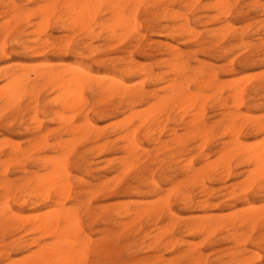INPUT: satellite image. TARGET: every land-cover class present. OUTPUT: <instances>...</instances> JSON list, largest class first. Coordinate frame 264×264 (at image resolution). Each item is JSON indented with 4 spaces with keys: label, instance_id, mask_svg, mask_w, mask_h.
Returning a JSON list of instances; mask_svg holds the SVG:
<instances>
[{
    "label": "rangeland",
    "instance_id": "1",
    "mask_svg": "<svg viewBox=\"0 0 264 264\" xmlns=\"http://www.w3.org/2000/svg\"><path fill=\"white\" fill-rule=\"evenodd\" d=\"M52 1L14 0L24 12H32L29 20L10 23L17 33L14 37L29 33L26 39H48L49 47L37 48L39 55L33 56L17 48L15 38L9 36L5 51L0 49V86L2 76L18 64L30 65L34 73L61 65L80 66L96 76L83 86L82 101L70 104L79 112L70 106L65 111L56 102L50 106L58 92L54 94L51 86L37 78L14 103L0 100V251L4 253L0 264H24L25 258L31 264V254L42 242V234L34 232L31 223L20 227L8 216L11 211L24 216L46 211L44 197L31 194L35 183L27 181L49 173L44 165L49 156L65 157V182L70 184L68 195L50 199L77 209L82 237L87 240L85 257L73 264H264V176L253 170L255 166L242 165V155L233 150L237 138L247 148L251 144L249 150L264 146V130L258 132L259 126L264 128V0H143L138 7L119 0L126 26H113L116 0H98L101 4H96L93 20L88 18L82 28L68 22L67 31L61 29L68 16L60 5L74 0L54 6ZM2 2L0 31L8 20L1 14L8 1ZM50 2L55 13L47 26L43 24L45 28L40 25L44 31L35 35L41 22L39 5ZM127 18L136 25L132 32L127 26L134 23ZM110 77V81L116 78L133 85L129 93L120 98L100 93L98 81ZM173 79L183 85L185 97L194 98L184 105L191 107L183 111L186 107L177 98L159 106L155 115L146 111L154 116L143 119V109L165 97L164 87ZM235 89L242 98L238 107L233 102ZM84 121L96 129L87 126L84 133L71 134L69 126ZM205 129H212L211 134ZM130 131L136 141L131 148L124 140ZM44 135L48 145H62L61 149L45 146ZM69 139L71 146L66 143ZM224 152L228 158L222 162ZM185 164H189L187 172L182 171ZM5 185L13 190L5 192ZM256 209L254 224L243 225L240 218ZM18 239L35 243L27 250L17 246Z\"/></svg>",
    "mask_w": 264,
    "mask_h": 264
},
{
    "label": "bare ground",
    "instance_id": "2",
    "mask_svg": "<svg viewBox=\"0 0 264 264\" xmlns=\"http://www.w3.org/2000/svg\"><path fill=\"white\" fill-rule=\"evenodd\" d=\"M4 0H0V7L1 5L3 4ZM8 3L3 6L5 7V11L1 12V14L3 15H6L8 16V20L7 21H2L4 22L3 25H2V28H1V31H0V49L2 51H5V44H6V41H7V38L10 36V37H14V35H16L17 33H13L14 32V26H11L10 23L13 22L14 24L16 23H19L21 22L22 20L28 19L29 15L32 14L31 11H28L27 13L24 12L23 10L20 9V6H17L16 3L14 2V0H7ZM28 1V0H27ZM59 1H62V0H54V4H52V2H50L49 5H55L56 3H58ZM98 0H74L73 2L71 1H68V2H65L64 4L66 5H60L63 8V6L65 7L66 9V16H68V19H66L65 21L63 20V22L61 21V24L63 23L64 26H62L61 29H64V30H69L67 29V27H69V25L71 24V26L73 27L75 25V27L78 25L79 28H82L81 27V24L83 27H86L88 25V23L86 22L87 19L89 18V20H93V16L95 15V13H97L96 11L98 10L96 8V4H99L98 7L100 6L101 2L98 1ZM102 1V0H101ZM125 1L124 4L125 5H133V6H137L138 5H141V3L143 2V0H123ZM187 1V0H186ZM104 2V1H103ZM158 2V0H157ZM183 2V1H182ZM48 4H45V5H39V8H38V16L41 18V22H39L40 24L36 25V26H40V25H45L47 26V23L49 22L48 19H50L54 13H55V9H53L54 7L49 6ZM129 6V7H131ZM213 6V5H212ZM217 8V6H215ZM2 8V7H1ZM223 8V7H222ZM221 8V9H222ZM225 8V7H224ZM61 9V10H62ZM111 9V8H110ZM121 9V4L119 3V0H116V4H114L113 8H112V11L116 12L114 15L112 14V16L114 17V21H113V26L114 24L116 25H127L126 23H122L124 20H126L125 16L120 14L119 13V10ZM152 9V8H151ZM37 10V8H36ZM96 10V11H95ZM137 10V9H136ZM54 11V12H53ZM95 11V12H94ZM135 11V10H134ZM205 11V10H204ZM36 12V11H35ZM52 12H53V15H52ZM94 12V14H93ZM129 12V11H128ZM223 12V11H222ZM30 13V14H29ZM136 14V11L134 12ZM37 14V13H36ZM93 14V16H92ZM105 14V13H104ZM128 14V13H127ZM135 14L132 16L133 17V21L135 20ZM64 15V16H65ZM92 17H91V16ZM32 15H30L31 17ZM37 16V17H38ZM58 16V15H56ZM55 16V17H56ZM63 16V17H64ZM124 16V17H123ZM131 16V15H129ZM171 18L174 16L170 15ZM29 17V18H30ZM50 17V18H49ZM32 18H36L35 17H32ZM62 18V17H61ZM184 18V17H183ZM39 19V18H38ZM124 19V20H123ZM128 19V23L130 22V20H132V18H127ZM185 19V18H184ZM26 20V21H27ZM57 20L56 22H58V20L60 21V18L59 19H55ZM88 20V21H89ZM91 20V21H92ZM179 20V19H178ZM86 22V26L83 25V22ZM89 21V22H91ZM107 21V20H106ZM105 21V22H106ZM55 22V21H54ZM55 22V23H56ZM68 22H70V24H68ZM132 22V21H131ZM130 22V23H131ZM181 22V21H180ZM24 23H28V22H24ZM38 23V22H37ZM134 23V22H132ZM131 23V24H132ZM23 24V22H22ZM62 24V25H63ZM43 25V26H44ZM80 25V26H79ZM135 23L132 25L128 24L127 27H129V30L131 29V27L133 29L136 28V25ZM29 26H32V25H29ZM44 26V28H45ZM54 26V25H53ZM109 27L112 26V24L110 23L108 25ZM112 26V27H113ZM41 27V28H40ZM36 27V29L38 31L34 32L36 33L35 35L40 34V31L39 30H43L42 26ZM116 27V26H115ZM126 27V28H127ZM185 27V26H184ZM188 27V26H186ZM40 28V29H39ZM98 28V27H97ZM118 28V27H116ZM123 28V27H121ZM178 29H181V27H176V29L174 30H177ZM77 29V28H76ZM84 29V28H83ZM108 29V27H107ZM128 29V28H127ZM132 29V30H133ZM188 29V28H186ZM31 30V29H30ZM80 30V29H78ZM121 29H119L120 31ZM192 30V29H191ZM224 30V29H223ZM44 31V30H43ZM81 31V30H80ZM124 31V30H123ZM131 31V30H130ZM182 31V30H181ZM179 31V32H181ZM42 32V31H41ZM105 32V31H104ZM110 32V31H108ZM112 32V31H111ZM132 32V31H131ZM25 33V32H24ZM31 33V32H30ZM122 33V32H120ZM182 33V32H181ZM185 33V32H184ZM186 33H192L191 32H186ZM14 34V35H13ZM33 34V32H32ZM119 34V33H118ZM28 36L29 33H25L22 35V32L18 34L17 37H14L15 39L12 41L14 43V45L19 48L20 50L24 52H29L31 53L33 56H38L39 55V52L37 51V48H41L42 50L45 49V48H48L49 47V42H48V39H44L42 42H39V40L35 39L33 41L31 40H28V38L26 39L25 36ZM31 35V34H30ZM34 35V34H33ZM185 35V34H184ZM183 35V36H184ZM196 35V34H195ZM226 35V33H225ZM39 36V35H38ZM64 36V35H63ZM114 35H112L113 37ZM120 36H125L123 34H121ZM119 36V37H120ZM186 36V35H185ZM197 36V35H196ZM218 36V35H217ZM111 37V39H112ZM24 38V40H23ZM118 38V37H117ZM127 38V37H126ZM92 39V38H91ZM62 43V42H61ZM176 49V48H175ZM0 50V51H1ZM1 51V52H2ZM173 53V52H172ZM178 54L176 53L175 56H177ZM117 59V58H116ZM173 60V59H172ZM178 61V60H177ZM171 65H174L171 63ZM170 65V66H171ZM50 67V66H48ZM172 67V66H171ZM33 67H31L30 65H21V64H18L15 66L14 69L6 72L3 76H2V83L1 86H0V100L4 99L7 103L8 102H11L13 101V99L20 97L23 93L26 92V90L29 88V83L37 78V79H41V80H44L45 82V85L47 84L48 86H51L50 89L52 88L51 91H53V93L55 94V92H58V94H55V96H53L54 98L49 102L50 106L51 104L53 103H57L58 106L62 104L63 106V109H65L66 111V107L68 108V106H70V104H78L80 101H82V98H84V96H82L83 94H81V91L83 90V86L86 85L85 83L89 80H92L94 79L96 75H93L91 72H88L86 71L83 67H73L72 65H61L59 68L57 69H47L46 71H42V72H39V73H34L33 70L34 68L32 69ZM126 68V67H125ZM135 68L138 69L139 72H143L144 70L139 66V67H136ZM173 68V67H172ZM149 69V68H148ZM126 71V70H125ZM132 71V68H129L128 69V72H131ZM177 72V71H176ZM181 72V70H180ZM138 73V72H137ZM150 73V72H149ZM123 74V73H122ZM148 74V73H147ZM102 76V75H101ZM100 76V77H101ZM105 77H107L108 75H104ZM145 76V74H144ZM148 76V75H147ZM104 77V78H105ZM103 78V77H102ZM101 78V79H102ZM103 78V79H104ZM213 78V77H211ZM211 78H210V81H211ZM100 79V80H101ZM116 79V78H115ZM113 79V81H110L112 80L111 77L110 78H107L108 81H98V84H99V87H100V93L101 92H107V93H114V94H117V97L120 98V96H123L125 94H127V92L129 93V87L133 86H128V84H125V82L123 80H115ZM148 79V77L146 78ZM158 79V78H157ZM239 79V78H238ZM241 79V77H240ZM247 80V78H246ZM97 81V80H96ZM144 81V80H143ZM147 81V80H146ZM145 81V82H146ZM237 82V81H236ZM240 82V81H239ZM247 82V81H246ZM143 84V82L141 81L140 83L138 82V84ZM248 83V82H247ZM135 85V83H133ZM235 85V84H234ZM239 85V84H238ZM43 86V84H42ZM144 86V85H143ZM164 86V85H163ZM162 86V87H163ZM245 86V85H244ZM31 87V86H30ZM33 87V86H32ZM31 87V89H33ZM44 87V86H43ZM161 87V89H163ZM243 87V86H242ZM97 88H98V85H97ZM167 91V94H164L165 97L163 98H160V99H157V101L154 103H151V105L153 104V106L151 107V105L149 104L147 109L148 110H145V113H147L146 111H149L151 110L152 112L155 111L154 114L156 112H158V110L160 111V107L159 106H163V105H166L170 102H172L174 99H180L182 106L184 105H187L189 103L190 100H192L193 102V97L192 95H190L191 97L188 98V94L187 96L185 97L184 95V92H183V85L181 83H177L176 80L173 79V81H171V83L166 87H164ZM237 88V87H236ZM99 89V88H98ZM95 90V89H94ZM93 91V90H92ZM97 91V90H96ZM98 92V91H97ZM96 92V93H97ZM235 95L233 94V99L236 100L233 102H237V107L240 105V102L242 100V98L240 99V96H239V93H238V90L235 89ZM93 93V92H92ZM99 93V95H100ZM234 93V92H233ZM29 95V94H28ZM97 95V94H95ZM119 95V96H118ZM152 95V94H151ZM30 96V95H29ZM51 96V95H50ZM57 96V97H56ZM110 96V95H109ZM132 96V95H130ZM194 96V95H193ZM208 96V95H207ZM206 96V97H207ZM31 97V96H30ZM105 97V95H104ZM108 97V96H107ZM111 97V96H110ZM129 97V96H128ZM198 97V96H197ZM52 98V97H51ZM154 98V97H153ZM109 99V97H108ZM116 99V98H115ZM118 99V98H117ZM205 99V98H204ZM3 100V101H4ZM110 100V99H109ZM83 101H85L83 99ZM121 101V100H120ZM195 101V100H194ZM14 103V101H13ZM54 104V105H57V104ZM60 103V104H59ZM122 103V101H121ZM82 104V102H81ZM139 104V103H138ZM202 104V103H201ZM261 104V103H260ZM12 105V104H10ZM121 104H119V107H120ZM128 105V104H127ZM197 105V104H196ZM49 106V107H50ZM82 106V105H81ZM180 106V105H179ZM222 106V105H221ZM236 106V105H235ZM8 107V106H7ZM45 107H48L45 105ZM60 107V106H59ZM65 107V108H64ZM73 108V106H70ZM116 107V106H115ZM118 107V108H119ZM166 107V106H165ZM178 106H176L177 108ZM186 107V106H184ZM191 106L189 105V107H186V108H183V111H185V109L187 110V108H190ZM201 107V105H200ZM5 108V107H3ZM2 108V109H3ZM78 107H74L73 109H77ZM117 108V107H116ZM121 108V107H120ZM126 108V107H125ZM156 108V110H154ZM181 108V106H180ZM197 108V107H196ZM8 109V108H7ZM48 109V108H46ZM50 109V108H49ZM62 109V108H60ZM70 109V108H69ZM68 109V110H69ZM153 109V110H152ZM162 109V107H161ZM172 109V108H171ZM203 109V107H202ZM71 110V109H70ZM170 110V109H169ZM179 110V109H177ZM182 110V108L180 109ZM46 111V110H45ZM48 111V110H47ZM54 111V110H53ZM78 111V109H77ZM80 111V110H79ZM78 111V112H79ZM141 111V110H140ZM143 111V112H144ZM187 112V111H185ZM198 112V111H197ZM201 114L202 112L199 111ZM198 112V113H199ZM116 113V112H115ZM135 113V111H131V114ZM142 114V112H140ZM144 113V117L143 119L145 118L146 120H149V116H154L152 115L151 113H147L145 114ZM181 113V112H180ZM45 114V113H44ZM119 114V113H118ZM193 114V113H192ZM197 114V113H196ZM195 114V116H196ZM201 114H199V116H201ZM58 115V114H57ZM247 115V114H246ZM34 116V115H33ZM60 116V114H59ZM58 116V117H59ZM63 116V115H62ZM60 116V118L62 117ZM132 116V115H131ZM143 116V115H142ZM141 116V117H142ZM181 116V115H179ZM65 117V116H64ZM87 116H85L84 118H86ZM126 117V116H125ZM134 117L136 118V114L134 115ZM147 117V118H146ZM37 118V117H36ZM69 121V118L66 117ZM131 118L130 116L128 117V119ZM151 118V117H150ZM176 118V117H175ZM236 118V117H235ZM155 119V118H154ZM166 119V118H165ZM190 119V118H189ZM195 119V118H194ZM198 119V118H197ZM244 119V118H243ZM122 120V119H121ZM158 120V118H157ZM188 120V119H187ZM35 121V120H34ZM63 121V120H62ZM67 121V120H66ZM66 121L64 122V124L66 123ZM130 121L128 122V124H130ZM155 121V120H154ZM233 121H234V118H233ZM70 122V121H69ZM69 122H67V124L69 125ZM147 122V121H146ZM153 122V121H152ZM196 122V121H195ZM194 122V123H195ZM40 123V122H38ZM85 123V124H84ZM87 122H83V125H71L69 126V131L71 132V134H81V133H84L87 126H92L94 128L95 125H93L91 122V124H86ZM126 123V122H125ZM183 123V122H182ZM187 123V122H186ZM72 124V123H71ZM144 124V123H143ZM142 124H140L141 126ZM187 125V124H186ZM259 126V125H258ZM103 127V126H102ZM148 127V126H147ZM153 127V125L151 126ZM231 127V126H230ZM38 128V131H41V128H40V125L37 127ZM138 128V127H137ZM225 128V127H224ZM259 130L258 132L261 133L264 128L262 127H258ZM96 129V128H94ZM149 129V128H148ZM227 129V128H226ZM230 129V128H229ZM132 130V129H131ZM136 130V129H134ZM133 130V131H134ZM150 130V129H149ZM148 130V132H149ZM154 130V129H153ZM185 130V129H184ZM206 130V129H205ZM91 131H92V128H91ZM98 131V130H97ZM100 131V130H99ZM118 131V130H117ZM129 131V130H128ZM204 131V130H203ZM208 131L210 134H211V131L209 130H206ZM131 133L129 134H126V136L124 137V140H126L128 143H129V146L131 148V146H135L136 145V141L134 139L135 136H133V132L130 131ZM147 132V134H148ZM154 132V131H153ZM159 132V131H158ZM233 132V131H232ZM231 132V133H232ZM152 133V132H151ZM172 133V132H171ZM95 134V133H94ZM102 134V133H100ZM115 135V132L113 133ZM173 134V133H172ZM135 135V134H134ZM151 135V134H150ZM207 134L205 133L204 136H206ZM230 135V134H229ZM102 136V135H101ZM100 136V138H101ZM106 136V134H105ZM177 136V135H176ZM95 137H98L99 139V136L98 135H94V139ZM107 137V136H106ZM42 138L44 139V145L45 146H50L52 147L51 149L53 150H57V149H61L62 145L59 146L58 144L54 145V146H51V145H48L47 144V138H46V135L42 136ZM103 138V137H102ZM123 138V136L120 137V139ZM176 138V137H175ZM79 139V138H78ZM105 139V137H104ZM146 139V138H145ZM153 139V137H152ZM158 139V138H157ZM100 140V139H99ZM123 140V141H124ZM149 140V139H148ZM70 139L69 141L67 140L66 143H70ZM76 141V140H75ZM74 141V142H75ZM106 141V140H105ZM108 141V140H107ZM157 141V140H156ZM73 142V143H74ZM150 142H154L153 140ZM43 143V142H42ZM106 143V142H104ZM158 143V142H157ZM75 144V143H74ZM107 144V143H106ZM105 144V145H106ZM244 144V142H243ZM243 144L241 143L240 139L237 138L236 140L233 141V145H234V149L235 150V153L237 151V153L240 152V154L242 155L243 157V163L241 162V164L243 165L244 163L247 164V166L249 165H253L255 166V169H253L254 171H256L257 173H259L260 176H264V146L261 147L259 146V148H254L253 150L249 148L251 147V144L250 147L247 148V144H244L245 146H243ZM10 145V144H8ZM44 145H42L44 147ZM103 145V146H105ZM111 145V144H110ZM138 145V144H137ZM224 145V144H223ZM257 145H260L259 143H257ZM70 146H71V143H70ZM99 146V145H98ZM102 146V147H103ZM68 147V146H67ZM111 147V146H110ZM128 147V146H127ZM256 147V146H255ZM9 148V147H8ZM12 150L14 149V147H11ZM18 148H15V150H17ZM98 149V148H97ZM134 149V148H133ZM135 149H138L137 147H135ZM7 150V149H6ZM131 150V149H130ZM14 151V150H13ZM10 152V150H9ZM131 152V151H130ZM129 152V153H130ZM182 154V153H181ZM234 154V153H233ZM9 155V154H8ZM8 155H7V158H8ZM236 155V154H235ZM11 157H9L8 159L11 160L12 159V155H10ZM44 156V155H42ZM227 153H222L221 156H220V160L222 162L225 161L226 157H227ZM36 157V156H35ZM48 157V156H47ZM51 159H50V158ZM48 158L50 160L46 161L44 165H46L45 167L47 168H50V171L48 174H45L44 177H39L37 175H35L32 179L28 180V182H32V183H35L33 189H31V194H35V195H40L41 197H44V203H45V208H46V211L41 213L40 212V215H37L34 216L33 215H26L24 216V214H21V213H15V212H12L11 211V214L10 216H8V219L10 220L11 223H14V224H19L20 227H26L27 224L31 223V226L33 227L34 229V232H39L41 233L42 237L40 236V238H43L42 239V242L38 243V249L36 251H33V253L31 254V257H30V263L31 264H71L72 262H76L78 258L81 259V257H85V247H87V240L82 237V226L79 222V218H78V212H77V209L72 207V208H66L64 205H63V202H59L60 199L56 200V201H52L50 199L51 195H54L55 199L57 198H61L62 196H64L65 194H67L68 190H67V185L69 184V181L66 185V182H65V179L68 177V175H66V172L67 170L65 169L66 167V159L65 157L63 156L62 157H59V158H56L55 159L51 156H49ZM58 157V156H57ZM235 157V156H234ZM228 158V157H227ZM41 159V158H40ZM207 158H205L206 160ZM38 160V159H37ZM81 160V159H80ZM123 160V159H122ZM241 160V159H240ZM8 161V160H7ZM39 161V160H38ZM124 162V161H123ZM214 162V161H213ZM9 163V162H8ZM109 163V162H108ZM191 163V162H190ZM189 163V164H190ZM227 163V162H226ZM189 164H185L183 166V169L182 171L183 172H187L188 171V168H189ZM225 164V163H224ZM244 164V165H245ZM227 165V164H226ZM191 166V164H190ZM228 168V167H227ZM127 169V168H126ZM42 170V169H41ZM66 171V172H65ZM250 171V170H249ZM65 172V174H64ZM124 172V171H123ZM226 172H227V169H226ZM5 173V172H4ZM41 173V172H40ZM35 174V173H34ZM68 174V173H67ZM227 174V173H226ZM252 174L254 175L252 172L249 173V175ZM248 175V176H249ZM251 176V175H250ZM249 176V177H250ZM66 177V178H65ZM247 177V176H246ZM251 178V177H250ZM255 177H253L254 179ZM246 179V178H245ZM243 179V180H245ZM258 179V178H257ZM68 180V179H66ZM120 180V179H119ZM250 179H246V181ZM255 180V179H254ZM252 181V180H250ZM263 181V180H262ZM254 182V181H252ZM251 182V184H252ZM155 183V182H154ZM243 183V182H242ZM113 184V183H112ZM70 185V184H69ZM68 185V186H69ZM3 190L5 192H9L10 190H13L11 187H9L8 185H5L3 187ZM170 191V190H169ZM172 192V191H171ZM170 192V193H171ZM233 192V190L231 191ZM230 192V193H231ZM70 192H68L69 194ZM67 194V195H68ZM233 195V193H232ZM167 197V196H166ZM66 198V196H65ZM54 199V198H53ZM167 199V198H166ZM161 200V199H160ZM6 201V200H5ZM23 201V200H22ZM156 201V200H155ZM3 203V202H2ZM149 203V202H148ZM27 204V203H26ZM8 205V204H6ZM151 205V203H150ZM4 206V205H3ZM249 206V205H248ZM198 207V206H197ZM144 208V207H143ZM248 208V207H247ZM255 208V207H253ZM259 208V207H257ZM123 210L126 211L125 207L122 208ZM116 211V210H115ZM123 211V212H125ZM236 211V210H235ZM242 211V210H240ZM3 212V211H2ZM134 212V211H133ZM246 212V211H244ZM250 212L248 215L244 216V217H241L240 218V221L243 225H250V224H254V222L257 220V217L256 215L258 214V211L256 209L255 210H248L247 213ZM127 213V212H125ZM233 213V212H232ZM117 214H120L119 212ZM111 216V215H110ZM120 217V215H118ZM230 216H231V213H230ZM234 217V216H233ZM1 218V216H0ZM118 218V217H117ZM200 219V218H199ZM233 219V218H231ZM235 219V218H234ZM1 222V220H0ZM216 223V222H215ZM222 223V222H221ZM230 223V222H229ZM104 224V223H103ZM223 225V223L221 224ZM220 225V226H221ZM241 226V224H239ZM242 225V226H243ZM241 226V227H242ZM208 229V228H207ZM213 229V228H212ZM204 230V229H203ZM198 231V230H197ZM215 231V230H214ZM208 232V231H207ZM210 232H211V228H210ZM200 233V232H199ZM198 233V234H199ZM210 235V234H209ZM227 235V234H226ZM236 236V235H235ZM244 239V238H243ZM19 240H16V242H18L17 246L19 247H23L25 249H30L31 246L35 243V242H32L30 241L29 243H26V242H20L19 243ZM34 241V240H33ZM90 242V240H89ZM234 242V241H233ZM196 244V243H195ZM192 248V247H191ZM112 251V250H111ZM96 252V251H95ZM199 254V253H198ZM4 255L3 252L0 251V258ZM17 259V258H16ZM29 259V258H28ZM27 259V260H28ZM257 260H259V257L256 258ZM22 260V259H21ZM26 258H25V263L26 264L27 261ZM254 261V260H252ZM78 262L80 263V260L78 259ZM72 263V264H73ZM18 264V263H17ZM77 264V263H75Z\"/></svg>",
    "mask_w": 264,
    "mask_h": 264
}]
</instances>
